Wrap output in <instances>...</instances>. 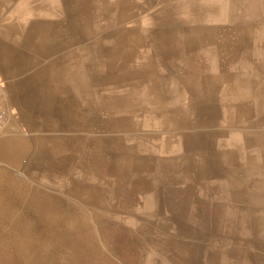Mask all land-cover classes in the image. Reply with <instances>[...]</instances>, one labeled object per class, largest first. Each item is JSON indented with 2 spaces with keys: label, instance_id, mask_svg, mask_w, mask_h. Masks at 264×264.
<instances>
[{
  "label": "crops",
  "instance_id": "1",
  "mask_svg": "<svg viewBox=\"0 0 264 264\" xmlns=\"http://www.w3.org/2000/svg\"><path fill=\"white\" fill-rule=\"evenodd\" d=\"M26 1L0 0V98L6 111L0 149L24 137L27 153L21 157V167L14 168L24 171L26 165L27 176L20 181L31 186L40 181L61 183L62 189L78 177L88 181L118 177L114 101L116 94H123L129 123L122 129L126 159L122 165L129 177L152 182L156 177H191L198 188L196 183L221 186L236 174L250 177L247 190L252 192L257 189L255 181L264 182V128L260 127L264 52L253 46L263 33L255 27L264 26V14H243L241 3L236 15L225 8L221 17L210 10L195 17L185 12V4L190 7L193 0H128L136 5L135 18L118 26L137 28V33L118 56L112 52L106 57L103 51L115 46L117 33L106 39L104 30L97 28L85 40L81 31L66 30L65 13L50 11L51 5L61 7L66 0H28L30 11L24 12L21 6ZM119 1L107 0L114 5ZM165 6L174 9L165 14ZM43 22L54 29L52 36L42 29H28ZM72 37L79 39L70 44ZM117 68H124L128 77L115 87ZM101 71L112 77L101 79ZM106 100L111 109L100 111V101ZM229 117L239 118L238 122L230 124ZM106 133L112 139L108 145L100 143ZM2 165L8 164L0 160ZM213 178L218 180L214 184L209 182ZM161 193L160 198L154 192L144 194L157 206L158 198L164 202V196H170L165 190ZM194 193L197 208L189 212L199 216L213 207L223 208L217 220L227 225L226 216L233 209L229 193L220 192L219 205ZM242 197L238 200L250 213L258 209L250 206L248 196ZM197 216L193 223L214 222L210 212L203 219ZM165 228L178 225L170 222Z\"/></svg>",
  "mask_w": 264,
  "mask_h": 264
},
{
  "label": "bare ground",
  "instance_id": "2",
  "mask_svg": "<svg viewBox=\"0 0 264 264\" xmlns=\"http://www.w3.org/2000/svg\"><path fill=\"white\" fill-rule=\"evenodd\" d=\"M44 1L45 3L49 2V0ZM147 2H152V0H147ZM204 2L208 3V6H201ZM241 3L244 5L243 10H241L243 14L253 17L264 14V0H193L190 7L187 3L185 4V12L198 17L200 14H204L207 10H210L212 15L216 14L218 17H221V15L226 12L225 8H228V14L236 15L239 14L237 10L241 9L239 8ZM135 6L129 4L128 0H120L115 5L107 2V0H66L64 6L51 5L50 11L65 13V20L67 22L66 30L81 31L85 40L93 36L97 28H99V31L104 30L103 33L106 39H109L117 33L118 37L115 46H111V48L107 47L103 51L105 56L108 57L113 53L115 56H118V50L125 45H129L130 39L137 33V28L124 30L118 26L119 23L131 17L135 18ZM21 8L24 12H29V1L27 0L25 5H22ZM166 8L167 6L163 9L166 10ZM32 9L34 8L32 7ZM35 9H37V7H35ZM173 9V7L169 8L165 11V14H170ZM34 25L35 24L30 25L28 29L31 31L42 29L43 32H50V36L54 34V29L48 26L47 22L41 23L40 26L39 24L36 26ZM159 28L160 26L155 29ZM120 35L121 38L119 37ZM78 39L79 38L72 37L70 39V44L75 43ZM121 58H123V55H121ZM213 59L214 58H212V60ZM105 65L106 68H109L110 64L106 61ZM107 73V71H101L99 77L101 79L112 77L111 74L108 76ZM127 77L128 74L124 68H117L114 76L115 87L121 86ZM122 96L123 94H116L114 101L116 124L114 126L116 132L114 143L116 145L115 153L116 162L118 164L116 166L118 177H114V179H111V177H95L96 179L94 181H88V177H78L77 180L71 181V186L66 187L65 192L69 199L74 201L75 206L80 209L74 213H63L60 210H55V208L59 207H57L58 205L54 201V197L50 195L53 189L43 187L39 184H34L35 186H30L29 188L23 182L16 183L18 194H24L31 199L30 206L40 212L39 215L42 217L41 220L45 227L39 230L34 224H30L29 222L25 223L26 221H23L22 214L16 209L15 204L11 201L9 196H1L0 264H121L125 263L127 259H136L137 252L133 255L130 243L127 244V248L123 251L122 248L116 247L114 245L115 243H111V239L120 229L126 230L129 239H146L149 241L154 239V237L149 236V233L152 231V223L144 220L142 216L134 213L132 209L135 203L134 197L137 193L154 192L160 198L161 192L165 190L170 196L167 198L165 195L164 202L158 198L157 215L158 212L163 214V210H167L170 212V215L166 218H169L170 222H173L174 225L176 223L181 231L184 232L190 228L188 225V218H190L193 223L192 218L197 216V213L194 215L189 212V209L197 208L194 207V198H192L193 193L196 192V187L194 186L195 181L193 179L191 181V177H156L152 182L146 177H129L128 172L125 171L126 168L122 165L124 161H126V159H124L125 146L124 131L122 129L127 126L129 119L123 113L128 107V102ZM261 104L264 105V102H261ZM109 105L110 103L108 100L100 101V111H108V109H111ZM239 110L241 109L239 108L238 111ZM213 115L212 113V116ZM238 119L237 117H229V122H231L230 124H235L238 122ZM101 120L103 119L101 118ZM105 120L107 121L108 118ZM4 125L5 122L0 129H2ZM105 125L106 127L108 126L107 123ZM110 127H112V125ZM23 139L24 137L20 136V139L15 141L18 144L13 143L9 145L8 148H4L3 146L5 154H1L0 157H3L6 164H12L14 166H19L21 164V157L27 153V143H24ZM111 140L112 139L108 137L107 133L105 137H100L101 144L106 143L105 145H108L107 143H109V141L112 142ZM0 171V186L5 185L10 189L15 188V185L13 186V179L16 176L8 173L6 174V168ZM7 177L8 179H6ZM102 178H104V180ZM248 179H250V177L241 178L233 174L227 177V183L221 185L222 187L219 186V184L211 186L207 183H202L200 185L208 192L220 193L225 191L230 193L234 200L241 199L243 198L242 196H248L247 198L249 199L248 202L250 206L254 209L256 207L259 208L263 206L264 203V182L260 180L255 181L257 183V189L252 192L251 190H247L249 188ZM168 183H187V185L184 188L172 186L164 187ZM62 185L61 183H56L57 187ZM28 198H25L26 202ZM114 199L121 204L123 209L122 213H126L127 216H129L128 224L136 225V223L140 221L138 226L130 228L129 225L122 223L120 220L113 219L112 216L114 214L121 215V213L116 210H112L114 204L112 200ZM153 201L154 200L148 196L146 204H151L152 207H154ZM90 208H99V210L93 209L91 211L89 210ZM220 210H223V208L213 207L210 211H203V214L197 216L203 219L205 218L203 216L208 212L214 215L213 220L216 222L214 226H209L210 222L201 224V232H203V234L208 233L206 236L214 240L220 239L219 235L221 232L225 231V228L220 226L221 221L217 220L221 219V215L224 214L220 212ZM237 213L238 212L234 209L228 212L226 216L227 225L233 224V226H239L240 223L245 224L241 227L247 225L246 227L250 229L252 233L251 238L264 241V219L260 220L258 216L254 217V214H252L253 212L246 216L241 213L242 218H237ZM165 222L166 224L170 223L168 221ZM156 229L163 231L164 228L161 225V227L158 226ZM236 229L235 227H230L227 231L231 230L234 232ZM186 233L191 235L194 234V232ZM196 234L198 235L199 233L197 232L195 235ZM231 236L232 235L226 236L225 241ZM169 240L171 246L177 248L185 246V244L176 237H171ZM231 249L232 250H229V252L233 255L245 253L244 251L241 253L238 244L234 245ZM145 250L147 249L145 248ZM218 251L211 250L209 252L208 260L210 264H219V262L216 261L220 253ZM172 255L173 253L170 254L169 259H171ZM174 255L176 262L171 259L174 263L195 264V260H192V258L189 260H180L182 258L180 254L179 257L178 255L176 256V253H174ZM256 263L264 264V260ZM145 264H154V260L147 259Z\"/></svg>",
  "mask_w": 264,
  "mask_h": 264
},
{
  "label": "rangeland",
  "instance_id": "3",
  "mask_svg": "<svg viewBox=\"0 0 264 264\" xmlns=\"http://www.w3.org/2000/svg\"><path fill=\"white\" fill-rule=\"evenodd\" d=\"M257 31H262L264 33V26H256L255 27ZM263 33L257 35L255 39H257V42L253 43V46L255 48V51H261L264 52V37ZM4 127V126H3ZM260 127L264 128V123H260ZM5 148V146H4ZM5 154V149H0V155ZM0 160L2 162H5L3 160V157H0ZM6 164V163H5ZM22 164L19 166H14L12 164H9L8 166L2 165L0 166V170H3V168H6L5 173L7 174H12L13 176H16L13 179V186L18 183L22 182L20 181V177H25L27 176V168L26 165L23 166L24 171L16 172L14 168H19L21 167ZM9 170V171H8ZM1 172V171H0ZM5 178V177H4ZM8 179V177L6 178ZM213 184L217 182V178L210 179L209 182H212ZM27 187L30 188L31 185H29L26 182H23ZM36 184L39 185H46L52 192L50 193L51 196L54 197V201L57 203V207L55 210H60L63 213L66 212H77L78 209L75 206V203L73 200L69 199V197L66 195L65 188H58L55 186L53 183H43V182H37ZM34 185V184H33ZM69 185V183H68ZM185 184H180V186H184ZM198 188H196V193H194L195 197L198 195V199H204L206 197L207 202L209 204H221L223 202V199L219 197L221 193L219 192H207L206 190H199L200 185L196 183ZM18 187L15 185V188L10 189L8 186H0V198L1 196H9L11 201L15 204L16 209L22 214L23 216V221H26L25 223L29 222L30 224H34L35 227H37L39 230L43 229L45 227L43 221L41 220V216L39 215L40 212H38L35 208L30 206L31 199L26 197L24 194H18ZM49 191V190H48ZM230 194V193H229ZM228 194L229 198V204L231 208H233L235 211L239 210L240 213H237L236 217L237 218H242V214L250 215V211H248V208L246 206H243L242 202L239 200H232L230 198V195ZM105 196V195H104ZM107 196V194H106ZM61 197H63V202L61 200ZM28 198V201L26 202V199ZM135 203L133 205V211L134 213H137L139 216H142L144 220L147 222L152 223V231L149 233V236L154 237L153 240H146V239H129V235H127L126 230L120 229L118 230L112 237V242L115 243L114 245L116 247L122 248L124 251L127 248V244H131V252L134 253L137 252L136 259H127L125 263H120L121 264H145V261L147 259H152L154 260V264H177L174 263L175 261V255L176 256L179 254L182 256L180 260H185V259H191L195 260V264H210L208 260V255L209 252L212 250L220 252L218 254V259L216 261L219 262V264H257L256 262H261V260H264V241H261L260 239L256 238H251L252 233L250 229H248L246 226L241 227L245 224L240 223L239 226H233V224H220L221 227L225 228V231L221 232L219 235L220 239L214 240L211 238H208L206 236L208 233L203 234L201 232V227L202 225L200 223H192L188 224L190 228L185 230L184 232L181 231L179 228H174V229H167L166 227V222H170L169 218H166L170 215V212L163 211V214L158 212V215L156 213L157 206L155 205L154 207L151 206H146V197L144 193H137L135 194ZM60 201V202H59ZM113 208L112 210H116L117 212L121 213V215H113L114 220H120L122 223H125L126 225H129L130 228H135L136 226L139 225V222L136 223V225L128 224L129 216H127L126 213H122L123 209L121 204L116 200H112ZM225 202V201H224ZM242 205V206H241ZM264 206V205H263ZM116 207V208H114ZM99 210V208H90L89 210ZM156 213V214H154ZM254 214L253 216L256 217L258 216L260 220L264 219V207L263 208H258L253 211ZM162 216V217H161ZM167 219V220H166ZM224 220V218H222ZM245 220V219H242ZM216 223L211 221L209 223V226H214ZM163 226V231H160L159 229H156L158 226L161 227ZM261 225V224H260ZM157 226V227H156ZM230 227H235L237 228L236 230L227 231ZM186 232H194V234H188ZM199 233L197 236L195 233ZM228 235H232L228 240L225 241V237ZM224 236V237H223ZM171 237H176L178 240L183 242L185 244L184 247H174L169 245V238ZM223 237V239H222ZM147 241V242H146ZM218 243V244H215ZM238 244L240 247V251H244L245 253L242 254H232L229 252V250H232L231 248ZM146 246V247H145ZM129 248V247H128ZM144 248V249H143ZM145 248L147 250H145ZM144 251V252H143ZM146 251V253H145ZM193 252V253H191ZM171 259L174 261L172 262L171 259H169L170 254H172ZM133 257V256H132ZM121 258V257H120ZM263 258V259H262ZM178 260V261H180ZM212 264V263H211Z\"/></svg>",
  "mask_w": 264,
  "mask_h": 264
},
{
  "label": "built area",
  "instance_id": "4",
  "mask_svg": "<svg viewBox=\"0 0 264 264\" xmlns=\"http://www.w3.org/2000/svg\"><path fill=\"white\" fill-rule=\"evenodd\" d=\"M6 120V111L2 106V101L0 98V127L2 126V124L5 122Z\"/></svg>",
  "mask_w": 264,
  "mask_h": 264
}]
</instances>
